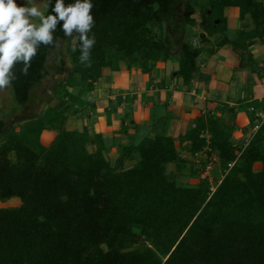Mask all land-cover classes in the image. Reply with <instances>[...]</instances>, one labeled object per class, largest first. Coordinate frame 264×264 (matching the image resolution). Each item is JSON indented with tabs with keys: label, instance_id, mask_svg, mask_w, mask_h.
Segmentation results:
<instances>
[{
	"label": "trees",
	"instance_id": "trees-1",
	"mask_svg": "<svg viewBox=\"0 0 264 264\" xmlns=\"http://www.w3.org/2000/svg\"><path fill=\"white\" fill-rule=\"evenodd\" d=\"M192 2L92 0L95 24L89 36L94 34L96 43L91 64H80L77 46L70 52L71 68L63 85L74 74L92 79L110 63L112 48H116L113 58L120 55L128 65L138 62L144 67L149 60L168 58L169 34L163 31L155 38L152 29L164 22L172 32H178L180 25H194ZM207 3L210 14L213 9L220 14L226 6L238 7L241 18L249 14L254 28L241 30L238 36L244 48L246 40L264 35L261 2ZM50 11L49 6L45 14ZM212 22L204 14L201 25L216 30ZM64 38L58 25L55 43L39 47L27 76L21 74L22 64L15 66L17 79L11 92L18 106L27 104L32 90L46 77L47 58ZM181 39L175 74L188 84L197 69L199 49ZM228 42L241 51L237 38H225L220 44ZM67 109L47 107L46 119L38 114L22 121L17 130L0 118V201L12 197L21 201L0 207V264H264V134L260 127L239 149L231 144L228 127L211 118L198 117L190 133L181 138L190 141L191 153L207 147L208 156H215L223 166L231 164L211 190L203 172L192 186L177 183L175 173L166 172V164L185 162L170 136L144 137L136 145L124 146L111 165L99 135L90 139L86 128H65ZM44 129L56 132L48 145L40 142ZM88 142L96 145L94 151H88ZM132 152L137 153V162L124 167ZM254 163L260 164L258 170L253 169Z\"/></svg>",
	"mask_w": 264,
	"mask_h": 264
},
{
	"label": "crops",
	"instance_id": "crops-1",
	"mask_svg": "<svg viewBox=\"0 0 264 264\" xmlns=\"http://www.w3.org/2000/svg\"><path fill=\"white\" fill-rule=\"evenodd\" d=\"M195 2L199 0H193V6ZM226 7L221 20H215L218 24L222 18L228 17L226 29L222 30L224 36L221 33L214 37L213 32L204 28L200 21L190 25L191 32L202 39L199 44L206 41L208 48L199 49L195 60L197 69L188 84L175 74L182 54L176 39L182 38L181 42H187V24H184L180 25L179 32H172L173 29L169 28L172 34L165 33L171 38L168 58L149 60L144 67L138 62L128 65L126 60L115 58L101 67L92 79L84 80L79 74H74L65 86L62 77L57 86L56 102L49 107L54 110L68 107L65 128H86L90 139L99 135L104 145L103 153L111 165L121 155L124 146L136 145L142 138L155 135L170 136L181 159L193 156L198 161L199 157L207 156L205 150L208 148L191 153L190 141L181 140L190 133L198 117L221 121L228 127L231 144L238 149L243 147L255 132L254 124L264 112V39L258 36L246 41L244 51H236L228 43L220 44L225 38H235L238 31L254 28L249 14L241 18L238 7ZM231 10L237 14H232ZM231 30L237 33L229 38ZM243 52L248 54L249 61L251 59L247 66ZM244 66L250 70H244ZM242 75L243 79L247 75L251 79L244 80L246 87L239 89L237 80ZM259 127L260 133L264 134V121ZM55 134V130L44 129L40 142L48 145ZM204 136L208 139L210 134L205 131ZM86 148L92 152L96 145L88 142ZM137 160V153L132 152L123 166L130 167ZM183 164L170 162L166 164V172L178 173ZM12 198L1 202L0 206L20 204Z\"/></svg>",
	"mask_w": 264,
	"mask_h": 264
},
{
	"label": "clouds",
	"instance_id": "clouds-1",
	"mask_svg": "<svg viewBox=\"0 0 264 264\" xmlns=\"http://www.w3.org/2000/svg\"><path fill=\"white\" fill-rule=\"evenodd\" d=\"M45 14L35 0H26L23 6L16 0H0V90L12 87L17 79L13 69L22 64L21 74L27 76L32 60L41 45L48 46L54 41L58 25L71 42L72 51L77 50L80 64L90 66L91 49L96 43L95 35L89 33L95 24L92 15V0H75L66 4L65 0H48Z\"/></svg>",
	"mask_w": 264,
	"mask_h": 264
},
{
	"label": "rangeland",
	"instance_id": "rangeland-1",
	"mask_svg": "<svg viewBox=\"0 0 264 264\" xmlns=\"http://www.w3.org/2000/svg\"><path fill=\"white\" fill-rule=\"evenodd\" d=\"M207 1L208 0H199V2H195L194 7H196L197 12L193 14V17L196 21L201 22L203 21L204 14H206L209 21L211 22L213 21L212 22L213 26H216L215 27L216 30L215 29L211 30L213 34L215 35L214 37H218L219 35H221V33H223L222 36H224L225 34L222 30L226 29L225 24L227 22L228 17L222 18V21L217 24L215 20L219 19L217 16L220 17L222 15V12H220V14H217V11L215 12V10L212 8L213 13L212 14H210L209 12L207 13V11L211 9L209 8ZM257 1L261 2L264 5V0H257ZM16 2L18 5L23 6L26 3V0H16ZM35 2L37 6L41 8V10L46 12L47 10V9L45 10V5L47 4L46 0H35ZM179 8H182V9L184 8L183 2L179 5ZM227 8H234V7H226V9ZM234 11L231 10V13L233 12L232 14L236 15L237 11L239 10L237 9L236 12ZM176 23H178V21ZM169 28L170 26L167 22H164L160 27L158 26L153 27L152 37L157 38L158 36H160V33L163 31L165 33H170ZM176 28L179 32L180 26ZM263 28L264 26L261 27L260 31L263 32ZM200 29L201 28H199V31L202 32V29L201 30ZM243 31L248 32L250 30H243ZM236 33L237 32L235 30H231V33L230 32L228 33L230 34L229 38H231L232 34H236ZM185 34H186L185 36L187 39V43L189 45H193L194 46L193 48H198V49L200 48L203 49V47L206 49L208 48L206 41L202 44H199L202 39L198 37L199 35L197 36L195 35L194 32H191L190 24H187V29H186ZM239 34H240V31H238V33L236 34V37L233 38L232 40H235L237 38L238 48H240L241 51L242 50L244 51L246 48L243 47L244 44H241L240 37L238 39ZM181 36H184V33H182ZM261 37L264 39V35H261ZM179 40L180 38L176 39L177 44H180ZM249 40L250 39L246 41H249ZM263 43H264V40H263ZM228 44L233 48L230 42H228ZM115 50L116 48L110 49L111 51L110 53L112 57L111 60H113L114 59L113 57H115V53L113 52ZM71 51H72V46H71L70 39L68 37H65L64 39L59 40L57 42L55 49L52 51V53L50 54V56L47 58V61H46V65H47L46 67L48 69V74L43 79V81L32 90L31 97L28 100L26 105L18 106L15 103L14 98L12 96L11 88L0 90V118H3L6 121L7 126L13 125L14 128L17 130L19 127V124L24 120L36 117L38 114H41V115L43 114L42 116L45 119L49 116L48 114L45 115L44 113L47 112L46 109L47 107H49V105L52 106L53 103L56 102V99H57L56 94L59 90L57 88L58 82L61 83L60 80L62 79V77L64 79H67L68 77V73H69L68 70L71 68V64L69 63V56H70ZM243 55L246 58L245 66H247V63L251 62V59L249 61L248 54H246L245 52H243ZM118 56L119 58H121L120 55ZM220 61H222V59H220ZM245 66H244V70L249 71L250 68L245 69ZM243 76L244 75H242L237 80L238 82L237 87L239 89L246 87L244 80L250 81L251 79L249 78L248 75L244 77L243 79ZM232 88L234 89L235 87L232 86ZM207 156L199 157L198 161H196L195 160L196 158L193 156H190L191 158L187 157L184 164L179 169L178 173H175L177 183L181 185H185V186L196 185L198 183L200 173L203 172L204 175L208 177V182L213 187V190H214L216 185L220 183L221 178L223 177V174L225 173V171H227V167H230L231 164H228V166H223L220 164L218 159H215V156L214 157H211L212 155H209L208 157ZM259 168H260L259 163L253 164L254 170H258ZM12 199H17V201L21 202L20 199L17 197H13ZM1 202L3 201H0V203ZM9 206L11 205L8 204L5 206H0V207H9ZM141 240L142 238L139 241Z\"/></svg>",
	"mask_w": 264,
	"mask_h": 264
},
{
	"label": "built area",
	"instance_id": "built-area-1",
	"mask_svg": "<svg viewBox=\"0 0 264 264\" xmlns=\"http://www.w3.org/2000/svg\"><path fill=\"white\" fill-rule=\"evenodd\" d=\"M263 120H264V112H262V113L260 114V117H259L258 122L254 124V130H255V131L258 129L260 123H261ZM210 189L213 190V187L211 186Z\"/></svg>",
	"mask_w": 264,
	"mask_h": 264
},
{
	"label": "water",
	"instance_id": "water-1",
	"mask_svg": "<svg viewBox=\"0 0 264 264\" xmlns=\"http://www.w3.org/2000/svg\"><path fill=\"white\" fill-rule=\"evenodd\" d=\"M263 32H264V28H263Z\"/></svg>",
	"mask_w": 264,
	"mask_h": 264
}]
</instances>
